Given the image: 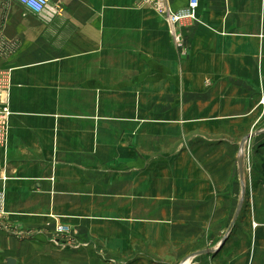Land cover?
Wrapping results in <instances>:
<instances>
[{
  "label": "crops",
  "instance_id": "obj_1",
  "mask_svg": "<svg viewBox=\"0 0 264 264\" xmlns=\"http://www.w3.org/2000/svg\"><path fill=\"white\" fill-rule=\"evenodd\" d=\"M188 2L170 0L175 10ZM50 6L34 14L0 0V78L12 111L0 148V264L55 255L95 264L75 254L92 249L55 244L59 224L132 264L160 263L177 226L184 264H264V0H199L197 20L177 25L182 46L141 0ZM250 135L259 139L240 213L235 165ZM154 168L169 177L182 169V186L160 194Z\"/></svg>",
  "mask_w": 264,
  "mask_h": 264
},
{
  "label": "rangeland",
  "instance_id": "obj_2",
  "mask_svg": "<svg viewBox=\"0 0 264 264\" xmlns=\"http://www.w3.org/2000/svg\"><path fill=\"white\" fill-rule=\"evenodd\" d=\"M1 76H2V78H0V81H1L0 92L2 90V84H3L2 82L5 79V75H1ZM260 103H261V101H260ZM258 128L260 130L261 128H263V125L259 124ZM258 139H259V137H257V138L252 137V136H251V138L245 137L244 142L241 143V145L239 146V149H238V163L235 165V167L237 168V170H236L237 172H239V169H240V159L243 158V160H244V180H241V189H240V213H241L242 209L245 208V206H247L246 205L247 204L246 203L247 202V191H248L247 179H248L249 171L251 169L250 163L252 164L253 160L255 159V155H256L255 143L257 142ZM238 165H239V168H238ZM170 172H171V170L169 171L168 168H154V169L149 171V175H151V174H152V176L157 175V177H158L159 182L156 183L155 185H157L158 191L160 194L168 193V192L172 191L174 187L176 188V187L182 186V184L179 183V178H178L180 173L182 172V169H175L174 173L172 174V176H174V177H171V175L169 177L168 174H170ZM237 172H236V175H237ZM240 175H241V172H240ZM144 185H145V189H144L145 197H144V202H142V204L144 205L145 210H146V209H149V208H147L148 205H146V203L148 201L147 197L150 196V195H148V194H150V185L147 183H145ZM5 215H6V211H5V214L2 217H0V219H2ZM161 218H168V217L162 216ZM59 225H61V224H59ZM59 225H57L56 228ZM19 226L20 225H18L17 227L14 228L16 233L20 230ZM180 228H182V227L177 226L176 227L177 231L172 233L174 235L173 239L171 238L172 241H170L168 243V242H165L166 239L162 240V242H165V243H162V248H160V256L157 257V259L160 263H155V264H184V260H185L186 256L188 255V251L184 250L183 243L180 245V248H176V247L173 248V241H174V239H178V231ZM9 230H11V229L8 228V231ZM146 233L150 234V232H146ZM74 236H75V238L73 239L72 244H71L73 246V249L84 250L86 248H89V249H92V251H93V253H91V251L90 252L89 251H82V252H75V254L85 252L86 255H88V256L96 257L98 260L96 261L95 264H132L133 263L131 260V257H133V256H128V255H126V256L120 255L119 256V254H116L114 252H113V254H111V253H109V251H107L103 248H99L96 246L94 247L91 244H89L88 242H84V241L83 242H75V239L77 237H76V235H74ZM27 237L34 238L33 236H27ZM149 241H151V239L145 234L144 235V249H145L144 251L145 252L151 251V249H149V246H150ZM50 249H51V252H50ZM50 249H49V252H50V255H52L53 250L51 247H50ZM64 249H67V248H64ZM54 251H55V253H58L57 252L58 250L54 249ZM136 257L138 258L139 255H136ZM49 258L50 259H49L48 264H94L93 260H88V259L82 260L83 258L79 259V262H72V260H61V258H58L57 255H55V258H51V256ZM53 261H55V262L53 263ZM74 261H75V259H74ZM113 261H115L116 263H114ZM168 262H170V263H168Z\"/></svg>",
  "mask_w": 264,
  "mask_h": 264
},
{
  "label": "built area",
  "instance_id": "obj_3",
  "mask_svg": "<svg viewBox=\"0 0 264 264\" xmlns=\"http://www.w3.org/2000/svg\"><path fill=\"white\" fill-rule=\"evenodd\" d=\"M22 3L30 12L34 14H43L50 10V0H17ZM144 4L150 5L159 13L166 16L173 34L174 40L179 45L182 46V38L177 31V25L180 24L183 20L186 19H194L197 20V9L199 6V0H189L188 4L179 9L175 10L170 0H141ZM8 78L5 76L2 84V90L0 92V148L6 150V147L9 142L10 137V117L12 115V111L10 108L9 101V91H10V83H8ZM1 83V81H0ZM261 103H264V98H262ZM5 206H6V194L5 191H0V217L5 214ZM19 228H22L21 225ZM22 230V229H20ZM23 237L34 236L37 233H30L28 231H22L20 233ZM33 234V235H32ZM75 234L74 229L68 225H59L55 231V238L53 241L56 245H65L67 241L65 239H69L70 245L72 244L73 239H70ZM60 237L64 240L61 241ZM72 246V245H71Z\"/></svg>",
  "mask_w": 264,
  "mask_h": 264
},
{
  "label": "water",
  "instance_id": "obj_4",
  "mask_svg": "<svg viewBox=\"0 0 264 264\" xmlns=\"http://www.w3.org/2000/svg\"><path fill=\"white\" fill-rule=\"evenodd\" d=\"M247 138H251V135L248 136ZM240 172H241V178L242 180H244V160L243 158L240 159ZM236 216H238V213ZM7 264H17V261L14 258H7Z\"/></svg>",
  "mask_w": 264,
  "mask_h": 264
}]
</instances>
